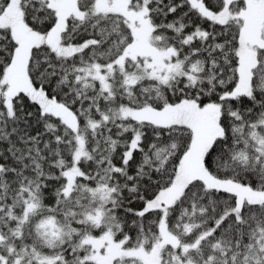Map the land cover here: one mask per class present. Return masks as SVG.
<instances>
[{"label": "snow or ice", "instance_id": "6c2138e0", "mask_svg": "<svg viewBox=\"0 0 264 264\" xmlns=\"http://www.w3.org/2000/svg\"><path fill=\"white\" fill-rule=\"evenodd\" d=\"M0 264H264V0H0Z\"/></svg>", "mask_w": 264, "mask_h": 264}]
</instances>
